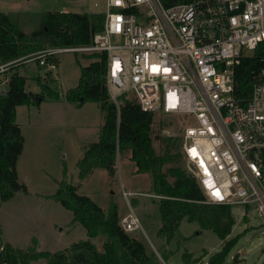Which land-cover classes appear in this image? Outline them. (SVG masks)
Returning <instances> with one entry per match:
<instances>
[{
  "label": "built area",
  "instance_id": "obj_1",
  "mask_svg": "<svg viewBox=\"0 0 264 264\" xmlns=\"http://www.w3.org/2000/svg\"><path fill=\"white\" fill-rule=\"evenodd\" d=\"M100 14L102 30L88 44L1 62L0 96L30 63L45 79L57 74L62 53L103 54L117 110L125 96L142 111L184 116L181 154L202 202L238 209L264 227V0H103ZM257 51L248 89L238 94V67ZM119 223L127 233L141 230L133 213ZM8 247L0 230V264H10Z\"/></svg>",
  "mask_w": 264,
  "mask_h": 264
},
{
  "label": "rangeland",
  "instance_id": "obj_2",
  "mask_svg": "<svg viewBox=\"0 0 264 264\" xmlns=\"http://www.w3.org/2000/svg\"><path fill=\"white\" fill-rule=\"evenodd\" d=\"M102 10L103 0H0L2 13L98 14ZM19 27L29 33L37 24L27 17L19 22ZM90 61L81 53H62L58 55L57 74L47 73L45 79L42 78L44 71L36 68L35 63L18 70L26 78V91L38 94L44 84L59 96L55 99L45 95L38 105L16 108L23 149L15 170L18 182L26 184L27 192H17L10 200L0 202V230L4 242L13 249L34 247L39 252L54 253L89 240L97 251H102L106 237H87L84 227L72 220V212L49 197L64 181L76 186L79 195L89 197L105 214L112 207L120 220L133 213L141 224V230L135 235L154 255L157 264H207L211 255L235 237L237 241L228 251L224 264H262L264 227L259 225L260 219L238 209L232 211L234 225L224 241L212 230L201 229L197 223L185 219L170 241L159 237L157 231L161 222L156 203L159 196L153 194L150 175L136 172L128 152L117 154L114 175L96 168L84 180L78 178V162L85 149L98 140L104 113L98 103L86 102L75 107L64 95L77 85L81 68ZM183 120L182 115L154 112L152 138L157 155L167 149L166 138L180 136L185 125ZM171 166L190 172L182 154L175 164H165L163 170ZM167 181L172 182L173 178L168 176ZM44 263L45 260L39 259L29 264Z\"/></svg>",
  "mask_w": 264,
  "mask_h": 264
},
{
  "label": "trees",
  "instance_id": "obj_3",
  "mask_svg": "<svg viewBox=\"0 0 264 264\" xmlns=\"http://www.w3.org/2000/svg\"><path fill=\"white\" fill-rule=\"evenodd\" d=\"M162 1L168 5L173 0ZM27 17L37 24L29 33L19 27V22ZM102 25L103 15L100 13L59 11L30 15L0 12V63L46 46L88 44L92 35L102 30ZM258 55L259 51L252 58L241 61L237 70L238 94L243 95L248 89V73ZM85 56L91 60L90 63L81 68L77 85L67 90L64 97L75 107L86 102L98 103L104 116L98 140L85 149L78 162V178L84 180L96 168L114 175L117 154L128 152L136 172L150 175L153 194L159 196L156 201L161 222L157 231L159 237L170 241L181 220L185 219L197 223L201 229L212 230L224 241L234 225L232 209L203 203L202 192L190 173L174 166L163 170L165 164L173 165L181 157L180 138H166L167 149L162 155H157L152 138L154 113L142 111L134 99L125 96L120 97L117 110L105 85L104 55ZM18 70L10 76L7 94L0 96V202L10 200L17 192H27L25 185L18 182L15 170L23 149V137L16 123V108L38 105L37 99H44L45 95L55 99L59 96L44 84L38 94L26 91V78ZM168 176L173 178L172 182L167 181ZM49 197L72 212V220L84 227L87 237H106L102 251H97L89 240L73 243L54 253L39 252L34 247L21 250L9 246L10 264H29L39 259L45 260L44 264H157L154 255L137 239L135 233L138 231H123L114 207L105 214L89 197L79 195L76 186L64 181ZM236 241L237 237L226 241L220 251L208 258L207 264H224Z\"/></svg>",
  "mask_w": 264,
  "mask_h": 264
},
{
  "label": "water",
  "instance_id": "obj_4",
  "mask_svg": "<svg viewBox=\"0 0 264 264\" xmlns=\"http://www.w3.org/2000/svg\"><path fill=\"white\" fill-rule=\"evenodd\" d=\"M37 102H40V98L37 99Z\"/></svg>",
  "mask_w": 264,
  "mask_h": 264
},
{
  "label": "crops",
  "instance_id": "obj_5",
  "mask_svg": "<svg viewBox=\"0 0 264 264\" xmlns=\"http://www.w3.org/2000/svg\"><path fill=\"white\" fill-rule=\"evenodd\" d=\"M26 185V184H25ZM26 187V186H25Z\"/></svg>",
  "mask_w": 264,
  "mask_h": 264
}]
</instances>
